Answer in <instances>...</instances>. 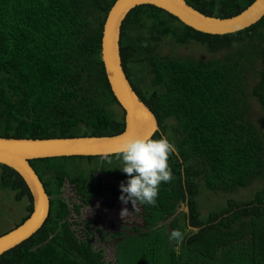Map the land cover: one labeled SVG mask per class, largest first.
Returning <instances> with one entry per match:
<instances>
[{"label": "trees", "instance_id": "trees-1", "mask_svg": "<svg viewBox=\"0 0 264 264\" xmlns=\"http://www.w3.org/2000/svg\"><path fill=\"white\" fill-rule=\"evenodd\" d=\"M252 1L186 0L218 17L234 15ZM113 2L0 0V136L123 130V113L111 107L118 103L100 57L102 25ZM164 37L223 51L208 59L160 54L156 45ZM119 52L132 88L157 119L153 135L176 144L169 157L174 178L161 183L154 204H136L144 230L136 227L118 241L111 262L93 248L88 226L84 235L77 233L70 215L78 213L80 203L69 205L61 188L65 180L73 184L83 203L103 195L98 170L126 179L119 168L105 167V158L113 154L30 159L49 195V212L33 234L0 254V264H264V183L250 198H228L205 216L197 202V179L224 192L264 179V15L241 30L210 34L155 5H136L121 23ZM133 63L146 68L149 90L139 84ZM251 77L255 80L247 89ZM251 97L261 106L255 118L249 112ZM69 161H78L74 169ZM81 162L87 166L80 167ZM0 187L13 190L15 200L28 201L17 225L31 211L30 192L5 164H0ZM109 189L118 198L120 189ZM181 204L186 211H178ZM177 228L185 232L179 255L167 238Z\"/></svg>", "mask_w": 264, "mask_h": 264}, {"label": "water", "instance_id": "water-1", "mask_svg": "<svg viewBox=\"0 0 264 264\" xmlns=\"http://www.w3.org/2000/svg\"><path fill=\"white\" fill-rule=\"evenodd\" d=\"M152 4L177 17L195 30L225 34L241 30L264 15V0H253L238 13L218 17L205 14L186 0H114L108 9L100 38V57L110 90L123 110L124 128L113 135L57 136L43 138L0 136V164L13 168L31 195V211L17 225L0 234V254L33 234L49 212V195L29 160L57 156H106L115 154L130 136H147L159 130L154 113L132 88L121 65L120 26L136 5ZM155 129V131H154ZM187 210V206H185Z\"/></svg>", "mask_w": 264, "mask_h": 264}, {"label": "rangeland", "instance_id": "rangeland-1", "mask_svg": "<svg viewBox=\"0 0 264 264\" xmlns=\"http://www.w3.org/2000/svg\"><path fill=\"white\" fill-rule=\"evenodd\" d=\"M156 51L160 54L169 56L185 57L190 56L199 59H208L211 56H220L223 50L211 52L202 43L198 41H189L187 43L174 42L170 37L162 38L156 45ZM135 77L140 79V85L143 89L149 90V75L146 73V68L139 63L132 65ZM253 75V72H251ZM250 72L248 78L251 76ZM249 80V89L254 82V78ZM114 112L117 115L123 113L119 104H112ZM261 106L254 97L249 99V112L253 117L259 114ZM168 122H173L170 119ZM121 160L117 157L116 153L105 158V167L111 170L119 168ZM78 161H69V168L74 169ZM85 162L80 163V167H86ZM103 185V195L93 196L88 203H83L78 195L75 194L74 185L65 180L61 188V196L68 201L80 203L78 213H71L70 220L77 233L84 235V229L88 226L91 230L90 237L94 249H101L105 260L114 262L116 258L118 241L124 239L129 234L134 233L136 227L143 229L141 224V217L139 215V208L136 205L132 206L131 203L124 205L121 201L111 193L109 187L115 186L119 188L120 180H117L113 175L104 173L101 170L95 174ZM198 182V195L197 202L199 204L202 216H205L209 210L221 207L224 205L226 199H248L254 191L261 187L264 179L255 180L246 187H240L234 192H224L221 190H210L203 185L201 179ZM28 201L24 197L21 200H15L13 190L9 188L0 187V234L13 227L20 218L26 213V205ZM127 208L128 210L121 216V209ZM185 205L181 204L178 211L184 210Z\"/></svg>", "mask_w": 264, "mask_h": 264}, {"label": "clouds", "instance_id": "clouds-1", "mask_svg": "<svg viewBox=\"0 0 264 264\" xmlns=\"http://www.w3.org/2000/svg\"><path fill=\"white\" fill-rule=\"evenodd\" d=\"M175 149V142L164 135L130 136L120 143L116 155L122 161L119 169L126 174V179L119 184L118 199L122 204L131 202L135 207L137 203L156 202L161 183L174 178L169 157ZM126 210V207L121 209V216ZM184 237L185 232L179 228L168 234V240L176 244L174 251L177 255Z\"/></svg>", "mask_w": 264, "mask_h": 264}]
</instances>
